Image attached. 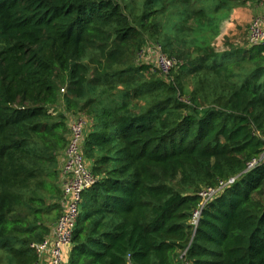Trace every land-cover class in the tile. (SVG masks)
<instances>
[{"label":"trees","instance_id":"obj_1","mask_svg":"<svg viewBox=\"0 0 264 264\" xmlns=\"http://www.w3.org/2000/svg\"><path fill=\"white\" fill-rule=\"evenodd\" d=\"M246 1L147 0L137 15L124 0H0V264H39L32 245L64 211L61 90L87 120L94 177L66 264H264V165L247 170L264 150V44L183 45L169 75L138 59L170 4L207 19ZM226 168L235 182L202 207Z\"/></svg>","mask_w":264,"mask_h":264},{"label":"rangeland","instance_id":"obj_2","mask_svg":"<svg viewBox=\"0 0 264 264\" xmlns=\"http://www.w3.org/2000/svg\"><path fill=\"white\" fill-rule=\"evenodd\" d=\"M124 1L129 5L131 13L137 15L145 10L144 6L147 2V0ZM259 2L246 1L233 3L228 10L213 12L207 19L196 17L188 19L189 14L185 12L184 7L170 4L168 9L160 15L161 31L159 35L148 37L147 43L141 50L145 56V63L151 67L149 72L153 73L156 71V57L159 48L165 54L170 55L171 53L174 55L193 44L201 47L213 46L220 49L225 39L236 43L244 42L251 23L261 14ZM160 7L161 5L158 6L161 10ZM206 92H209V106H212L211 90L207 89ZM64 95L65 92L61 90L60 102L56 107L57 112L66 115L69 123L78 118L87 121L83 114L73 113V110L68 108ZM235 172V170L226 168L222 176H220V181L226 182L231 178H235Z\"/></svg>","mask_w":264,"mask_h":264},{"label":"built area","instance_id":"obj_3","mask_svg":"<svg viewBox=\"0 0 264 264\" xmlns=\"http://www.w3.org/2000/svg\"><path fill=\"white\" fill-rule=\"evenodd\" d=\"M259 6L263 9L262 13L253 20L248 31V42L250 46L264 44V0H260ZM138 59H145L143 51L138 54ZM178 65L175 58H171L161 48L157 51L156 66L164 75H169ZM62 92H65L62 90ZM86 121L74 119L70 123V142L65 152V162L62 166L63 177V196L64 211L58 218L54 226V236L52 240L46 239L32 247L38 257L50 253L51 264H66L64 259L65 249L71 244L74 231L80 216L82 195L86 189L94 185V177L90 168L87 166L83 153V143L86 136ZM259 165H264V150L262 155L250 162L247 170L250 171ZM236 178L228 181H220L217 187H210L200 193L202 197V207L207 202L213 200L226 187L232 185ZM200 212L196 211L193 215V224L197 225Z\"/></svg>","mask_w":264,"mask_h":264},{"label":"crops","instance_id":"obj_4","mask_svg":"<svg viewBox=\"0 0 264 264\" xmlns=\"http://www.w3.org/2000/svg\"><path fill=\"white\" fill-rule=\"evenodd\" d=\"M259 8H260V11H261L260 13H262L263 9L261 7H259ZM53 236H54V230L47 237V239L52 240ZM69 253H70V247L65 249V257H66L65 262L68 259ZM39 264H51L50 253H46V254L42 255L41 257H39Z\"/></svg>","mask_w":264,"mask_h":264}]
</instances>
